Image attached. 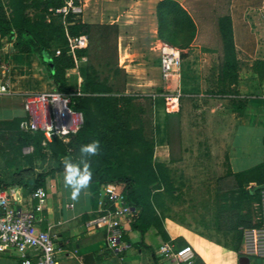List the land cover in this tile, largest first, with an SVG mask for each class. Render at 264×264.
Returning <instances> with one entry per match:
<instances>
[{"label":"crops","instance_id":"1","mask_svg":"<svg viewBox=\"0 0 264 264\" xmlns=\"http://www.w3.org/2000/svg\"><path fill=\"white\" fill-rule=\"evenodd\" d=\"M144 1L88 0L81 21L89 25L106 24L117 27L116 65L126 75L125 94L150 98L146 118L150 117L154 143L153 161L163 163L171 169L179 152L187 159H192V154L195 153V160L207 154L205 148L200 151L191 147L193 142L184 135L182 127L179 128V138L173 134L170 138V126L166 121L167 114H181L182 97H195L207 98L205 100L217 103L213 106L214 120L211 125L215 134L226 137V141L220 143L215 151L225 161L224 173L218 178L229 171L238 173L263 164L264 79L261 80L252 71V66L255 62L264 65V0H172L187 11L195 24L196 32L190 47L181 51L185 56L181 58L179 81L170 89L161 78L159 56L150 49L152 43L159 40L155 5L160 0H153L151 10L140 8ZM125 4L129 7L128 10H118ZM223 15H228L231 19L233 44L241 65L239 85L236 88L239 96L236 97L207 92V89H211L209 82H215L216 86L217 67L222 57L217 19ZM11 52L14 57H19L13 49L12 41L0 39V76L8 78L10 88L14 91L8 67ZM86 65V59H82L75 63V68L66 71L70 91L81 84ZM6 68L8 73L5 72ZM38 70V75L44 80L45 91V79ZM15 96L17 95L0 96V122L24 117L22 101L17 96L19 103H16ZM234 98L241 101L240 105L232 104L231 100ZM17 106L21 113H15L19 112ZM30 152L28 147L23 149L24 154ZM172 173L170 172L171 179ZM63 176L64 171L41 188L46 200L36 222L38 231L49 232L53 236L58 251L57 264H167L158 255V248L168 241H172L177 248H190L196 256L195 264H251L250 258H247L248 261L241 259L246 258L241 254L242 241L238 252L217 247L207 237L168 216L166 202L164 210L158 212L159 226L150 227L142 235L132 230L130 224H124L121 241L129 247L123 250L109 249L104 228L88 224L112 204L103 199L101 187L95 184H89L77 200H72L71 188L65 187ZM174 188L176 189L175 185ZM2 191L8 194L16 206L24 210H31L35 204L31 200V193L21 188ZM254 209L256 210L255 204ZM253 221H256L255 217ZM228 258L231 259L227 261ZM0 264H22V258L15 251H7L0 254Z\"/></svg>","mask_w":264,"mask_h":264},{"label":"trees","instance_id":"2","mask_svg":"<svg viewBox=\"0 0 264 264\" xmlns=\"http://www.w3.org/2000/svg\"><path fill=\"white\" fill-rule=\"evenodd\" d=\"M63 4V0H0V39L12 41L19 57L29 56L38 61V71L46 83L44 92L69 93L66 71L75 68L77 61L87 60L80 85L82 96L72 99V108L83 115V125L67 144L54 139L43 147L40 133L30 135L19 131L23 117L0 122V191L21 188L32 193L43 188L64 171V158L79 162L80 146L96 140L100 152L87 158L93 173L90 184L101 188L114 184L133 209L130 228L143 235L150 227L160 225L159 210H164L166 200L177 196L168 167L153 161L152 132L149 128L147 133L145 128L150 98L125 94L126 75L116 63L108 59L93 64L94 44L110 46L115 55L117 27L89 25L72 15L63 18L56 13ZM155 17L160 41L181 51L190 47L196 27L180 4L158 1ZM217 27L222 44L217 94L236 97L241 65L233 44L230 17H219ZM66 32L70 36H87V47L73 56ZM44 54L48 62L44 61ZM184 56L181 53V58ZM252 71L264 79L262 63L255 62ZM231 102L236 106L241 101L234 98ZM179 119V113L166 115L170 138L172 129L179 138ZM26 147L31 149L29 154L23 153ZM263 188L264 163L238 173L226 172L216 180L219 204L214 226L216 231L232 234L236 252L241 245L242 229L258 226L251 210Z\"/></svg>","mask_w":264,"mask_h":264},{"label":"built area","instance_id":"3","mask_svg":"<svg viewBox=\"0 0 264 264\" xmlns=\"http://www.w3.org/2000/svg\"><path fill=\"white\" fill-rule=\"evenodd\" d=\"M63 6L56 11L63 18L72 15L80 18L88 0H63ZM69 52L74 56L77 50L87 47V36H70L66 32ZM151 51L158 54L160 73L163 82L170 89L176 86L181 70V50L160 40L151 45ZM121 67V64L119 65ZM122 68V67H121ZM5 72L9 70L6 68ZM81 85V84H80ZM80 85L69 93L59 92H27L15 93L5 75L0 76V96L17 95L22 101L24 117L19 123L23 133L43 136L45 147L54 139L67 144L83 125V115L72 108V99L81 97ZM70 151V150H69ZM101 196L112 205L104 208L102 213L91 220L88 226H100L106 232V244L109 249L123 250L129 246L121 241L122 227L130 224L133 209L125 202L122 194L117 192L114 184L101 188ZM35 202L31 210L16 206L6 192L0 191V254L15 251L22 258V264H57V249L53 236L49 232L36 229L37 215L45 204V194L41 188L31 193ZM257 227L242 229V252L246 258L264 262V188L259 193V201L255 204ZM158 255L167 264H195L196 256L187 247L177 248L172 241L162 243Z\"/></svg>","mask_w":264,"mask_h":264},{"label":"rangeland","instance_id":"4","mask_svg":"<svg viewBox=\"0 0 264 264\" xmlns=\"http://www.w3.org/2000/svg\"><path fill=\"white\" fill-rule=\"evenodd\" d=\"M142 4L140 5L142 10H151L154 2L153 0H145ZM128 9L129 7L125 4L118 10ZM137 10H139V7ZM94 46H96L92 54L94 65L103 63L108 59L113 63H117V51L114 55L110 46L109 48L102 46V44H94ZM12 52L8 67L10 68L9 75L12 79L14 92H44V80L37 73L39 68L37 61L33 58L14 57ZM44 61L48 62L45 54ZM209 85L211 89H207V92L217 93L215 82L211 81ZM14 98L17 99L16 103H19V98L17 96ZM198 99L195 97L181 98L183 109L180 114L179 128L182 127L184 135L188 136L190 142H193L191 147L194 150L198 148L202 151L205 148L207 154L198 160L194 159L197 156L195 153L192 154V159L182 157L181 152L177 154V161L169 169L170 172H173L172 180L176 186L177 196L166 200L167 215L190 230L207 237L217 247L232 251L234 247L232 234L216 231L214 226L215 212L219 204L216 193V180L224 173L223 168L225 166L222 156L215 151H217L216 147H219L220 143L226 141V137L215 134L211 125L214 120L213 106L217 103L214 100H205L207 98ZM17 109L19 112L15 113H21L18 106ZM149 119L145 117L147 133H149L150 128ZM174 133V129H172L173 136H175ZM212 152H215V154ZM256 215L257 212L253 207L251 210L252 219L256 218ZM229 259L231 258H228L227 261ZM250 261L251 264H262V261L257 259L250 258ZM234 264H237V262H234Z\"/></svg>","mask_w":264,"mask_h":264},{"label":"clouds","instance_id":"5","mask_svg":"<svg viewBox=\"0 0 264 264\" xmlns=\"http://www.w3.org/2000/svg\"><path fill=\"white\" fill-rule=\"evenodd\" d=\"M81 159L79 162L68 160L64 164V185L71 188V199L77 200L81 192L85 190L92 181L93 173L88 157L96 156L100 152L99 141L81 145L79 149ZM82 165V166H81Z\"/></svg>","mask_w":264,"mask_h":264},{"label":"water","instance_id":"6","mask_svg":"<svg viewBox=\"0 0 264 264\" xmlns=\"http://www.w3.org/2000/svg\"><path fill=\"white\" fill-rule=\"evenodd\" d=\"M66 161H68V158H64V159H63V163H65ZM241 259H244V260L248 261L247 258H243V257H242Z\"/></svg>","mask_w":264,"mask_h":264}]
</instances>
